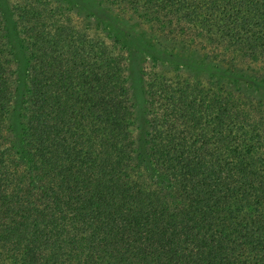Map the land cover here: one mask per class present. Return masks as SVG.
Returning a JSON list of instances; mask_svg holds the SVG:
<instances>
[{
	"label": "trees",
	"instance_id": "obj_1",
	"mask_svg": "<svg viewBox=\"0 0 264 264\" xmlns=\"http://www.w3.org/2000/svg\"><path fill=\"white\" fill-rule=\"evenodd\" d=\"M11 7L0 264H264V0ZM128 32L158 54L142 118Z\"/></svg>",
	"mask_w": 264,
	"mask_h": 264
},
{
	"label": "rangeland",
	"instance_id": "obj_2",
	"mask_svg": "<svg viewBox=\"0 0 264 264\" xmlns=\"http://www.w3.org/2000/svg\"><path fill=\"white\" fill-rule=\"evenodd\" d=\"M14 0H0V11L3 14V17L6 19L9 25V42L11 45V49L19 61V67L21 68V75L24 74V56L22 49L20 47V43L17 40V36L14 33V28L11 25L12 18H11V10H12V3ZM70 6L73 7L74 11L77 13L86 11V7H83L85 3H91V0H64ZM92 6V4L88 5ZM90 7H87L89 9ZM82 10V11H81ZM94 10V9H93ZM109 17V14H108ZM103 21L110 22L112 24V18H107L106 16L101 17ZM104 23V22H103ZM105 25L108 24L104 23ZM140 36V35H138ZM119 41L121 42L122 46L125 47L127 52V64H128V77L132 84V91L135 102L137 106H140V118H142L143 114V85L141 80V70L146 65H151L153 62L158 63V54L153 51V44L151 41H145V44L148 45V48L139 45L138 42H135L136 35L134 33L128 32L127 36H120L117 35ZM143 48V50H141ZM145 49V50H144ZM148 49V50H147ZM151 49V50H150ZM158 72V70H157ZM140 123H143L140 122Z\"/></svg>",
	"mask_w": 264,
	"mask_h": 264
}]
</instances>
